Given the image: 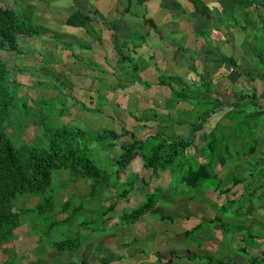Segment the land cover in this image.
I'll return each mask as SVG.
<instances>
[{"label": "rangeland", "instance_id": "rangeland-1", "mask_svg": "<svg viewBox=\"0 0 264 264\" xmlns=\"http://www.w3.org/2000/svg\"><path fill=\"white\" fill-rule=\"evenodd\" d=\"M15 1L17 2V5L14 6L15 9L18 11L21 10L25 1ZM0 3L9 5L13 3V0H0ZM256 10L257 15L262 13L261 9ZM46 21V18L44 19L43 17H36L34 20V22L39 24H44L45 22V25ZM248 23L249 22L246 20L245 16L239 20L240 25H247ZM30 24L33 23L30 22ZM38 36L40 38H38ZM34 38H38L44 42L46 36H42L41 32H39V34H35L33 38L25 37L21 39L19 42L21 43V49L23 47L22 52H0V60L5 64L11 73L9 81L13 85H17L19 95L23 96L22 98L19 97L15 99L16 107L14 108L15 111L12 114V124L14 125V130L11 133V138L16 146L21 144H31L38 141V138L43 131L41 125L38 123L44 124L42 123V120L44 122L47 121V124L50 125L51 128H56L57 125L62 123H69L71 127L81 129L85 133H87L90 129H109L119 133L123 128H126L135 136L134 138L140 140H145L151 136L159 135L158 139H155L158 143L162 142L159 138L163 137L173 140L175 137L188 139L192 135H195L196 141L189 147L188 156H190L197 163L202 164L204 162L202 148L207 141L209 131L215 127L217 122L231 125V121L223 118V115L232 109V106L230 105H225L210 115L206 119L203 129L198 132H194L193 130V123L198 121V117H196L197 113H201L205 109L212 108L211 105L206 106V102H200L199 104L201 105H198L191 103V101H184L180 108L177 107L174 109H177V112H173V115L170 114L171 111L169 108L174 105L173 101L175 99L173 100V98L170 97L169 87L163 86L165 84H160L161 79H167V81L169 80L166 75L167 73H162V71L160 73H156H159L158 76H162L158 82L159 86L157 85L156 76L151 79L147 78V85L150 87L151 84V87L145 90L143 88H137L136 85H132L131 87L127 86L125 85V81H121L123 79H120L118 84L115 83V86L119 85V90L126 89L127 91H125L130 94L132 93V96L130 94H122L121 97V94H118L119 97L115 98L114 102L111 101V103H109V101H107V103L104 104V107L100 109L102 113L95 112V101H101L103 98L108 97L102 94H96L95 97L94 95H90L94 97L90 101L88 93L86 92H101L102 87H104V79L91 80L88 77V83H85L84 81H80L81 79L83 80V77H85L83 75L79 78V82L76 83V79L73 77L71 79H66V74L61 71L58 75L56 73L49 72L48 70L52 69V67H60L61 70V63L60 58L57 55V49L54 47L52 50L42 42L39 45V41H37V39L34 40ZM254 40L255 37L252 34L247 39V42L252 45ZM61 41L63 40L58 35L56 39L51 41V46H57V44ZM237 41L238 43L241 42L239 39ZM245 53L247 54V52H243L242 49H240L239 53H237L234 49L232 52L229 51L230 56L235 54L234 56L236 57L238 63L237 67H239L240 72H238L236 68H231L227 64H219L217 62L213 63L217 58H213V65H210L209 60H207V64L205 66L201 62L202 59H199L200 61L196 63L197 71L193 72V85H195L193 86V89H188L186 84H184L185 87H183L184 85H175V88L179 89V92L181 93L184 89L185 94H189L193 97L202 95L204 88L199 81V73L203 74L205 79H208L211 82L213 81V83L220 89L221 93L226 94V92H228L232 94V92L245 91L250 94V90L254 89L257 96V104L264 107V81L259 80L260 78L257 73H260V71L256 66V60H249L245 56ZM215 57L218 56L215 55ZM143 58L144 60H147V56H144ZM108 64L112 65L110 63ZM117 67L119 69V65ZM101 68L105 69L106 67H98L97 70L100 71ZM133 68L134 67H131L130 71H132ZM151 68L152 67L150 65L148 66V64H145L144 73L149 72ZM248 71L251 72V80L247 75ZM116 72L117 70L113 72L114 76L121 77V75L118 76ZM124 73L126 72L123 71V76H126ZM64 75L65 78L62 77ZM181 76L183 78V74H181ZM92 82H94V86H89V83ZM155 85H157V87H154ZM78 87L81 88V91L79 92L81 98L74 99L73 104L75 105V109H70L71 105L68 103H70V99H73V91H75ZM107 90L109 93L115 92L114 89L110 87H108ZM116 90H118V87ZM68 92H70L71 95L68 96L69 100H67L66 103L65 99L67 98ZM137 92H143L141 95L139 94L140 98H138V102H136V99L130 100V98L136 97ZM97 96H99V98H97ZM100 96L102 98H100ZM206 101L208 102V100ZM132 102H134V104ZM84 105L90 110L83 111L82 107ZM193 105H195V107ZM64 107L68 108V110ZM252 110H254L253 105H248L246 111L251 112ZM18 111L21 114H19ZM25 114L27 116H25ZM168 116L171 118L170 120L167 118ZM190 123L192 125H190ZM258 137L259 143L257 145V151L251 155L252 157L240 154L239 156L234 155V158L229 160L224 156H221L220 159L217 160V166L213 164L214 167L212 165L209 169V172L213 171L215 177L221 179V182L223 181V185L221 184L220 190L225 189V187H229L230 192L234 194L230 196L229 199L237 200V204H240L243 207L236 215L232 214L233 210H229L226 213L224 212V218L226 219H221V217L223 218V216L220 215L222 210L221 207L215 208L218 210L217 212L215 210L212 215L217 216V218L220 216L217 222L222 221L221 223H223L222 226L218 227L220 232L222 233L226 228H228L229 232L232 233L231 235H233V233L236 232L234 226L237 227L241 222H243L246 228L251 227L252 231L247 232V229H244L243 232L239 231L238 235L254 234V237L257 236V239L258 237L261 238V240L258 241L256 239L257 243L250 249L248 248L245 252H240V257L243 258L241 263L243 264H247L252 260L251 254L253 251L257 252L256 255L259 253L262 255V252H264V200L260 202L257 201V195L260 194L262 190L260 189V191L250 200L247 198V194L250 193L253 188L244 187L248 182H253V186L264 184V166H261L258 169L254 168L255 165H264V133L259 132ZM129 139L130 137L122 138V140ZM239 142L240 141L235 142V146L237 148H240ZM98 143L100 144V142ZM99 144L94 143L91 145V148L93 149L91 158L95 160L96 164L103 168L104 171L107 172L109 167L115 170L116 166H113L112 163L119 153L118 144L111 152L100 150ZM249 169L253 170L252 175H249ZM133 172H140L142 177L147 173L142 170V162L140 158H136V160H134L124 170L125 175H127V179L132 178ZM161 172L162 171L156 173L158 176H153L159 177V175L162 174ZM239 172H241L242 175L241 179L246 178L247 180L245 183L241 182L233 186L231 175L237 176ZM153 176L152 178H154ZM180 176L181 174L179 173L178 168L174 166V173L172 176L173 180L169 183V187L167 181L154 183L151 178L150 181L149 179L146 180L148 184L146 186L139 181L137 184L139 186H137L138 193H140L139 195L132 191L127 192V195H121V197L118 198L116 196L115 189L112 188H106L104 192L98 193L94 197L85 196L88 191V187L91 185L90 181L83 179L78 182H71L69 180V171L54 172L52 174V182L49 191H54L55 203H62L66 200L71 203L70 207L66 210L68 213L58 216L55 220L62 219L68 214H71L72 218L69 223L64 225H51L54 219L53 216H47L45 219L40 217L43 220L41 224L40 222L33 221V218H39L35 213L29 215L28 218L26 217L25 224L27 225L28 230L27 236H30L23 240L32 246V250L29 252V255L39 258L40 260H45L47 258V251L50 249L54 252H58V249L56 248L58 244H77L79 245L78 249H69L64 251V253H66V257H75L70 261L72 264H83L80 261L75 262L74 260H77L76 258L78 257V253L82 252L86 248L89 240L96 239L98 236L103 237V240H105L106 235L110 234L111 230H113L111 226H117V224L120 225L118 221L119 217L123 213L127 214L143 205L149 196H153L152 198L155 201V204H157L161 198H169V196L176 200L181 198L185 201L188 198V195L187 192L184 193L183 191L184 189L180 183ZM168 177H170L169 174ZM218 183L219 181L217 179L210 182L208 180L203 187L194 192L197 199H201L200 201L203 203H225V200L218 199L216 194H213L215 200L211 199L210 193L214 192L211 190V187L218 186ZM38 201L39 198L35 195H28L26 197L19 198L15 201V209L19 210L21 208H32ZM114 201H117L116 208L114 211L104 216V209H106L107 206ZM196 201L197 200L191 201V204L195 206ZM75 208H78V210H74ZM195 208L197 209V206ZM201 208H198V210H200L202 214H209V212L202 211ZM232 215L237 217H233ZM242 215L246 216L241 218L240 216ZM83 221L86 222V226L89 230H93V234L89 235L90 233L83 234L81 232V227L78 226V224ZM111 221H116L117 223H113ZM224 224H228L229 226ZM215 227H217V225L205 223L193 234V243L195 245L201 244L203 239L211 240L210 242L213 243L212 249L209 247H203L202 245V247L199 248V250H203L205 253L210 252L211 254L209 255L214 254L216 250L215 247H218V245L214 244L216 240L214 241L212 239L216 236V232L214 234L211 231L212 228ZM230 227L233 228L230 229ZM48 228H52V230L49 231ZM207 229L209 230L207 231ZM17 236L18 234L13 238V240L17 238ZM237 238L238 237L236 236L235 239ZM224 239V244L222 245L230 248L231 241L228 240L227 237ZM13 240H11V242ZM25 247L27 249L26 245ZM9 248H13L10 242L9 245H0V264H29L28 256L23 255L22 253H16L15 250H9ZM29 248L30 247H28V249ZM52 259L53 257L50 261ZM63 262L62 258H55L52 264H64ZM40 264H44V262L41 261ZM202 264H206V261H203Z\"/></svg>", "mask_w": 264, "mask_h": 264}, {"label": "crops", "instance_id": "crops-1", "mask_svg": "<svg viewBox=\"0 0 264 264\" xmlns=\"http://www.w3.org/2000/svg\"><path fill=\"white\" fill-rule=\"evenodd\" d=\"M238 1L30 0V4L33 5L32 9L36 11L31 16L33 22L36 17H43L47 20L46 25L44 22L45 33L42 35L46 36L44 42L38 39L40 38L39 36L34 38V40L37 39L39 45L42 42L52 50L55 47L60 58L61 70L60 67H52L48 71L57 75L61 71L66 74V79L73 77L76 79V83L79 82V78L83 75L85 77L80 81L85 83H88V77L91 80L104 79V87H102L101 92H86L90 101L96 94L108 97L103 98L101 101H95V112L102 113L101 110L96 111L99 103H102L101 108H103L107 101L109 103L111 101L114 102V99L119 97L118 94H121V97L122 94H130L126 92V89V91L119 90V85L115 86V83L118 84L120 79H123L121 81H125L127 86L136 85L137 88L145 90L151 87V84L150 87L147 85V78L151 79L156 76L158 83L162 77L158 76V74L162 71V73H167L166 75L169 78H172V80L169 79L170 83L168 85L163 86L169 87L170 97L173 100L175 99L173 101L174 105L169 108L170 114L173 115V112H177V109H174L180 108L184 100H178L172 90L178 92L179 89H176L175 85L184 84H186L188 89H193V86H195L193 85V70L197 71L196 63L198 61L202 59L201 62L205 66L207 60H209V64L213 65V58L218 59L219 55L228 56L229 51L232 52L233 49L237 53L240 52V49L246 52L250 46H253V44H248L247 39L250 37L251 32L255 33L256 28L254 30L251 27L245 32L243 27L246 25H240L239 20L245 16L249 22L247 26L252 23L256 26V21H258L257 10L250 5L247 8L242 7V9L241 6L237 5ZM243 2L244 4L249 3ZM26 5L27 3L25 2L22 9ZM58 35L63 41L59 42L57 46H51V41L56 39ZM23 38L25 37L21 39ZM238 39L241 42L238 43ZM24 46L27 47L26 45ZM235 54H232L231 57L236 60ZM247 54L245 53V56ZM215 55L218 57H215ZM144 56H147V60H144ZM217 59L215 62L220 63ZM145 64L152 67L146 73H144ZM134 65L136 69L133 68L130 71V68L134 67ZM96 67L106 68H101L99 71ZM115 70H117V75H121V77L114 76L113 72ZM123 71L126 72L124 73L126 76H123ZM157 72L159 73L156 74ZM181 74H183V78ZM62 77L65 78V75ZM93 83H89V86H94ZM157 85L159 86V83ZM157 85L154 87H157ZM108 87L113 88L115 92L109 93ZM117 87L118 90H116ZM80 91V87L73 91V99H70L71 101L68 103L71 105L70 109H75L73 100L81 98ZM142 93L137 92L136 97L130 98V100L136 99V102H138L139 94L141 95ZM70 95V92H68L65 99L66 103ZM90 95H94V97ZM130 95L132 96V93ZM185 95L190 96L189 94ZM97 98L99 97L97 96ZM134 102L132 103L134 104ZM66 109L68 110V108ZM167 118L171 119L169 116ZM190 125L192 124L190 123ZM142 170L147 172L143 177L140 172H133V174L138 175L132 190L137 195L140 194L137 190L139 181L146 186L148 185L146 180L149 179L150 181L153 176L143 166ZM161 173L159 177H157L158 175L153 176L152 182L161 183L162 181H167L169 187V183L173 180L172 171L167 170ZM168 174L170 177H168ZM213 194H216L218 199H224L225 203H203L200 201L201 199H197L196 195L193 196L192 191L187 192L188 198L185 201L181 198L173 199L171 196L169 198H161L137 222L127 225H112L111 228L113 230L106 235L105 240L99 236L96 239L89 240L86 248L78 253L77 260L74 261H80L83 264H169V262L170 264H202L203 261L198 258L193 259V253H196L200 256L215 257V261L222 260L224 264H240L243 261V258L240 257V252L250 249L261 238L258 237L257 239L254 234L238 235L239 231L237 229L240 228V225L234 226L236 232L233 235H231L232 233L229 232L228 228L221 233L218 227L222 226L223 223L221 225L222 221L217 222L220 216L217 218V216L212 215L215 210L216 212L218 210L215 208L221 207L220 215L223 216L221 219H226L224 218V212L233 210L232 214H235V209L240 204H235V206L227 207L226 209L225 205L227 206V202L231 200L229 197L234 194L228 192L219 195L218 192H212L210 193L212 200H215ZM193 200H197L195 206L191 204ZM196 206L197 209L195 208ZM239 207H241L240 209L243 208L241 205ZM198 208L209 212V214H202ZM65 217L58 220H63ZM111 222L117 223L116 221ZM205 223L217 225L211 230L214 234L216 232V236L212 239L216 240L214 244L218 245L212 255H209L211 254L210 252L205 253L203 250H199L202 246L212 249L213 243L210 242L211 240L203 239L199 245L193 243V234ZM83 225L81 227L83 234L90 233L89 235H91L94 233L93 230L87 228L86 222ZM199 225L201 226L197 229ZM224 225L229 226L228 224ZM244 229H247V232L248 229L252 231L251 227L246 228L245 226L240 232H243ZM27 232V227L18 230L17 238L10 242L13 248H9V250H15L16 253L28 256L29 264H40L41 261L44 264H52L55 258H62L64 264H72L70 261L75 257H66V253L54 252L51 249L47 251L45 260L29 255L32 246L23 240L30 236H27ZM185 233L188 234L185 235ZM236 236L238 237L237 239H235ZM225 237L231 241V249L222 245ZM28 247L30 248L28 249ZM256 253L252 252V260L250 262L256 260L254 264H264V252H262V255L259 252L258 255ZM184 256H192V258L182 259ZM52 257L53 259L50 261Z\"/></svg>", "mask_w": 264, "mask_h": 264}, {"label": "trees", "instance_id": "trees-1", "mask_svg": "<svg viewBox=\"0 0 264 264\" xmlns=\"http://www.w3.org/2000/svg\"><path fill=\"white\" fill-rule=\"evenodd\" d=\"M245 2L249 3L244 4L243 0H239L237 5L244 8L250 5L262 10V13L257 16L256 26L253 24L246 25L243 29L246 32L251 27H254V30L256 28L255 33L251 32L250 34H253L255 40L253 46L246 50L248 52L246 57L249 60H256V66L260 71V73H257L259 80L264 81V0H246ZM31 16V7L25 8V11L20 14L12 7L0 3V52H22L21 43L19 42L22 37L33 38L39 32L41 34L45 33L44 27L30 24ZM217 60L221 63H227L231 68H236L240 72L239 67H237V60L233 57L219 55ZM134 69H136L135 65ZM193 72L195 71L193 70ZM10 75V70L0 60V245L11 242L16 237L18 230L27 227L25 218L33 213L39 217L33 218V221L40 222V224L43 222L40 217L45 219L47 216L54 217L51 225H64L71 221V214H68L63 220H55L61 214L68 213L66 210L71 203L68 200L58 204L55 203L54 191H49L54 172L69 171L71 182H78L83 179L90 181L91 185L88 187L85 196L94 197L96 194L104 192L106 188H112L115 189L116 196L120 198L121 195L132 192L135 179L138 176L133 174L131 179H127L124 170L136 158H140L143 168L152 175L170 169H173L171 171L174 173V166H176L181 174L180 183L184 193L192 191L193 196H195L194 192L203 187L208 180L210 182L217 179L219 181L218 186H212L211 190L223 195L230 192V188L225 187V189L220 190L223 181L221 182V179L215 177L213 171L209 172L210 167L213 164L217 166V160L221 156L229 160L234 158V155L239 156L240 154L252 157L251 155L257 151L258 133H264V107L257 104L254 89L250 90V94L245 91L232 92V94L228 92L226 94L221 93L213 81L205 79L203 74L198 73V78L201 79L200 82L204 88L202 95L190 97L183 92L172 90L178 100L191 101V103L198 105H201L200 102H206V106H212V108L197 113L198 121L193 123L194 132L201 131L206 119L218 109L225 105L232 106V109L223 115L224 119L231 121V125L217 122L215 127L209 131L207 141L202 148V154L204 155L202 164L197 163L188 156L189 147L196 141L195 135L188 139L175 137L173 140L163 137L159 138L162 142L158 143L155 139H158L159 135L140 140L134 138L135 136L124 128L119 133L109 129H90L85 133L81 129L71 127L69 123H62L57 125L56 128H51L47 121L44 122L43 120L42 123L44 124L38 123L43 129L38 141L16 146L11 138V133L14 130L12 114L16 107L15 99L23 96L19 95L17 85H13L9 81ZM247 75L251 80L250 71L247 72ZM168 79L172 80L169 77ZM160 83L168 85L170 81L161 79ZM100 98L102 97L100 96ZM248 105H253L254 110L251 112L246 111ZM98 106L99 108L96 111L100 110L102 103ZM193 106L195 107V105ZM82 110L87 111L90 109L84 105ZM18 113L21 114L19 111ZM25 116L27 115L25 114ZM123 137H130V139L122 140ZM237 141H240V148L235 146ZM94 143L99 144L100 150L106 152L113 151L118 144L119 153L112 163L113 166H116L115 170L109 167L106 172L91 158L93 151L91 145ZM261 166L264 165H255L254 168L258 169ZM249 170V175H252L253 170ZM241 178V172L237 176L231 175L233 186L237 183L246 182V178ZM244 187L253 188L247 194L248 199L251 200L261 189L262 192L257 195V201L264 200V184L253 186V182H248ZM28 195L37 196L39 201L32 208L15 209V201ZM152 197L149 196L143 205L131 212L123 213L118 219L120 225L135 223L142 215L151 210L156 205ZM235 204H237V200L231 199L225 207L227 209V207H233ZM116 206L117 201L111 202L104 209V216L112 212ZM240 208L239 206L236 207L235 215L240 211ZM74 210H78V208ZM245 216L240 217L244 218ZM83 223L85 224V221L78 224V226H84ZM239 225L238 231L245 228L243 222ZM48 229L49 231L52 230V228ZM187 234L185 233V235ZM78 247L77 244L65 243L58 244L56 248L58 251L64 252L69 249H78ZM191 257L184 256L182 259H190ZM195 258L206 261V264H224L222 260L215 261L213 257L193 253V259ZM255 261L253 260L249 264H254Z\"/></svg>", "mask_w": 264, "mask_h": 264}, {"label": "clouds", "instance_id": "clouds-1", "mask_svg": "<svg viewBox=\"0 0 264 264\" xmlns=\"http://www.w3.org/2000/svg\"><path fill=\"white\" fill-rule=\"evenodd\" d=\"M25 2L27 3V5H26L25 8H27V7H31V8H32L33 5L30 4V0H27V1H25ZM1 4H3V3H1ZM4 5L9 6V7H12L17 13H20V14L23 13V12L25 11V8H24V9H21V10H19V11L15 9L14 6L17 5V2H16L15 0H13V3H11V4H9V5H7V4H4ZM34 13H36V11L32 9V15H33ZM31 23H33V24L36 25V26L44 27V28H45V25H44L43 23H41V24H39V23H35V22H33L32 19H31ZM41 35H43V34H41ZM220 63H221V62H220Z\"/></svg>", "mask_w": 264, "mask_h": 264}]
</instances>
